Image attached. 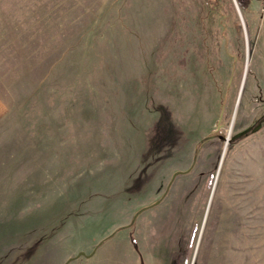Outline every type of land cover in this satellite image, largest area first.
Wrapping results in <instances>:
<instances>
[{"label": "rangeland", "instance_id": "1", "mask_svg": "<svg viewBox=\"0 0 264 264\" xmlns=\"http://www.w3.org/2000/svg\"><path fill=\"white\" fill-rule=\"evenodd\" d=\"M239 1L0 0V264H264V0Z\"/></svg>", "mask_w": 264, "mask_h": 264}, {"label": "water", "instance_id": "2", "mask_svg": "<svg viewBox=\"0 0 264 264\" xmlns=\"http://www.w3.org/2000/svg\"><path fill=\"white\" fill-rule=\"evenodd\" d=\"M220 137L224 138V139L226 140V142L228 141V138H227V137H223V136H220ZM225 149H226V147H225ZM182 172H183V171H176V172L173 174V178H174L177 174H180V173H182ZM157 203H158V201L155 202L154 204H157ZM154 204H153V205H154ZM101 243H102V242H100L97 246H95L94 249H93L89 254H86V253L83 252V251H79L75 256L69 257V258H68L63 264H68L71 260L76 259V258H78V257H80V256H85V257H90V256H92V255L95 253L97 247H98Z\"/></svg>", "mask_w": 264, "mask_h": 264}, {"label": "trees", "instance_id": "3", "mask_svg": "<svg viewBox=\"0 0 264 264\" xmlns=\"http://www.w3.org/2000/svg\"><path fill=\"white\" fill-rule=\"evenodd\" d=\"M238 1H239V0H238ZM239 5H240L241 7H243L242 4L240 3V1H239Z\"/></svg>", "mask_w": 264, "mask_h": 264}, {"label": "bare ground", "instance_id": "4", "mask_svg": "<svg viewBox=\"0 0 264 264\" xmlns=\"http://www.w3.org/2000/svg\"><path fill=\"white\" fill-rule=\"evenodd\" d=\"M224 153V152H223Z\"/></svg>", "mask_w": 264, "mask_h": 264}]
</instances>
